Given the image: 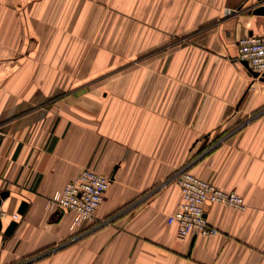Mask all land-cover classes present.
<instances>
[{"label": "crops", "instance_id": "crops-1", "mask_svg": "<svg viewBox=\"0 0 264 264\" xmlns=\"http://www.w3.org/2000/svg\"><path fill=\"white\" fill-rule=\"evenodd\" d=\"M259 1L0 0V264H264ZM83 168L111 183L71 228L47 203ZM183 168L244 199L212 235L167 221Z\"/></svg>", "mask_w": 264, "mask_h": 264}, {"label": "built area", "instance_id": "built-area-1", "mask_svg": "<svg viewBox=\"0 0 264 264\" xmlns=\"http://www.w3.org/2000/svg\"><path fill=\"white\" fill-rule=\"evenodd\" d=\"M258 6H264V0L259 1ZM236 45L238 59L246 62V65L242 63L246 70L251 75L257 73V77H264V33L246 34L238 39ZM171 179L178 183L181 199L167 221L174 224L177 233L182 236H209L217 232L206 216L205 206L208 202H219L240 209L245 206L241 195L225 191L186 168L179 170ZM110 183V177L83 168L76 177L53 193L47 207L54 213L71 212V228H76L93 218ZM12 216L15 219L18 214Z\"/></svg>", "mask_w": 264, "mask_h": 264}, {"label": "water", "instance_id": "water-1", "mask_svg": "<svg viewBox=\"0 0 264 264\" xmlns=\"http://www.w3.org/2000/svg\"><path fill=\"white\" fill-rule=\"evenodd\" d=\"M254 13L264 15V6H260V7L256 8L254 10ZM242 63L244 65H246V62H242ZM252 74H253V76L257 77V73H252ZM261 78H264V77H261ZM6 196H7L6 192L0 193V202H1V199L5 198ZM23 208H24V203L21 205L20 212H22ZM15 225H16V222H14V221L10 222L7 229H6V233L9 234L12 231V229L15 227Z\"/></svg>", "mask_w": 264, "mask_h": 264}, {"label": "rangeland", "instance_id": "rangeland-1", "mask_svg": "<svg viewBox=\"0 0 264 264\" xmlns=\"http://www.w3.org/2000/svg\"><path fill=\"white\" fill-rule=\"evenodd\" d=\"M116 213H117V212H116ZM114 214H115V213L109 215V217L111 218ZM109 217H107V218H109ZM107 218H106V220H107ZM106 220H105V221H106ZM103 222H104V221H103ZM84 228H85V226L82 227V229H84Z\"/></svg>", "mask_w": 264, "mask_h": 264}]
</instances>
